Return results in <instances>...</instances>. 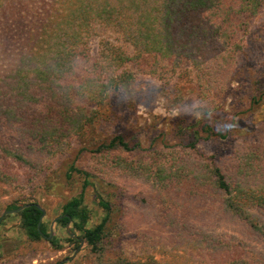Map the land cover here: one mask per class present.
<instances>
[{"label": "rangeland", "instance_id": "374dc122", "mask_svg": "<svg viewBox=\"0 0 264 264\" xmlns=\"http://www.w3.org/2000/svg\"><path fill=\"white\" fill-rule=\"evenodd\" d=\"M262 3L261 11L248 15L231 36V58L218 54L199 68L184 55L123 64L111 59L108 77L117 79L124 70L131 74V83L110 94L100 108L93 101L76 99L75 104L85 109L83 117L92 107L96 111L85 132L64 137L54 147L28 149L32 165L0 156L5 174L0 217L8 204L34 201L50 230L65 202L81 189L83 177L75 172L68 176L73 161L96 176L85 190L87 225L96 224L104 213L97 193L108 201L111 214L99 253H92L84 241L80 246L81 232L70 224L74 236L66 225L54 222L57 240H30L19 217L5 214L0 220V264H123L126 259L133 264H264V208L246 205L247 212L240 216L225 207L223 199L229 194L198 186L208 181L213 165H222L229 181L239 176L246 187L261 188L264 181ZM86 39L91 60H99L101 42L121 48L129 57L134 53L114 26L97 25ZM204 123L215 133H203L192 146L191 131ZM119 134L129 149L95 151ZM82 147L88 150L79 152ZM232 163L239 171L229 177ZM175 221L203 234V247L180 243L172 229ZM212 238L222 246H208ZM243 257H248L247 263Z\"/></svg>", "mask_w": 264, "mask_h": 264}, {"label": "trees", "instance_id": "16d2710c", "mask_svg": "<svg viewBox=\"0 0 264 264\" xmlns=\"http://www.w3.org/2000/svg\"><path fill=\"white\" fill-rule=\"evenodd\" d=\"M262 1L0 0V156L32 165L28 149L54 147L64 137L67 140L85 132L96 111L92 107L83 117L85 109L75 104L76 99L93 101L100 108L106 105L110 94L123 91L131 83V74L124 70L117 79L108 77L111 59L123 64L128 60H173L184 55L199 68L218 54L231 58V36L246 23L248 15L261 11ZM101 24L114 26L122 33L134 47L131 57L121 48L101 42L99 60L89 58L86 38ZM102 71L106 75L102 76ZM191 133L194 146L203 133L212 136L215 131L210 123H204ZM119 146L130 147L120 134L100 144L95 151ZM83 150L88 147L80 148L79 152ZM227 170L230 177L239 171V166L232 163ZM67 172L68 176L72 172L80 174L83 181L81 189L62 206L55 226L65 227L70 222L73 231L81 232L84 246L99 253L111 217L109 203L97 193L104 213L96 224L88 226L90 211L84 202L85 190L94 185L92 179L96 176L79 168L74 161ZM207 172L208 181L198 186L209 193L229 194L223 203L230 211L242 216L247 212L246 205L264 208V181L261 188L244 186V180L237 175L233 177L235 181H229L222 165H213ZM4 177L0 169V182ZM24 204L29 206L13 214L20 219V228L30 240L47 238L49 226L42 221L38 225L44 211L37 202L11 203L5 209ZM253 227L260 226L253 223ZM172 229L180 243L193 245L195 249L203 247L204 235L191 225L175 221ZM57 238L54 234L47 240L53 243ZM67 239L76 241L70 236ZM206 243L211 247L222 246L215 238L207 239ZM246 258H242L245 263ZM126 260L123 264H133Z\"/></svg>", "mask_w": 264, "mask_h": 264}, {"label": "water", "instance_id": "95a60500", "mask_svg": "<svg viewBox=\"0 0 264 264\" xmlns=\"http://www.w3.org/2000/svg\"><path fill=\"white\" fill-rule=\"evenodd\" d=\"M27 206H29V204H24V205H22V206H20V207H18V208H16V209L6 210V211L1 215L0 220L2 219V217H3L5 214L18 212V211L24 209V208L27 207ZM43 215H44V213H43ZM43 215H41V217H40V219H39V221H38V225L41 223ZM54 222H55V219H54V220L51 222V224H50L49 235L47 236L48 239H51L52 236H53V223H54ZM69 223H70V222H67V223H66V230H67V232H68L71 236H74V233L71 232V231L69 230ZM82 244H83V241L81 240V241H80V246H82ZM56 264H59V263H56Z\"/></svg>", "mask_w": 264, "mask_h": 264}]
</instances>
